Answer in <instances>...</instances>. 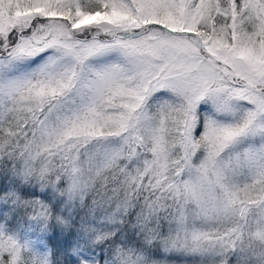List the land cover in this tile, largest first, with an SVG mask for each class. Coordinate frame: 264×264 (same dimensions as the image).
Listing matches in <instances>:
<instances>
[{"label":"snow or ice","instance_id":"snow-or-ice-1","mask_svg":"<svg viewBox=\"0 0 264 264\" xmlns=\"http://www.w3.org/2000/svg\"><path fill=\"white\" fill-rule=\"evenodd\" d=\"M0 264H264V0H0Z\"/></svg>","mask_w":264,"mask_h":264},{"label":"rangeland","instance_id":"rangeland-1","mask_svg":"<svg viewBox=\"0 0 264 264\" xmlns=\"http://www.w3.org/2000/svg\"><path fill=\"white\" fill-rule=\"evenodd\" d=\"M173 264H182L180 260H173Z\"/></svg>","mask_w":264,"mask_h":264},{"label":"trees","instance_id":"trees-1","mask_svg":"<svg viewBox=\"0 0 264 264\" xmlns=\"http://www.w3.org/2000/svg\"><path fill=\"white\" fill-rule=\"evenodd\" d=\"M3 180V178L2 177H0V181H2Z\"/></svg>","mask_w":264,"mask_h":264}]
</instances>
